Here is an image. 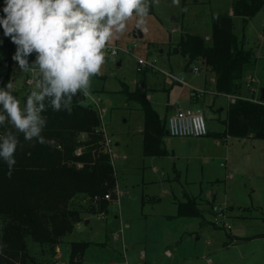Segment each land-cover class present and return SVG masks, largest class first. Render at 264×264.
<instances>
[{"label": "rangeland", "instance_id": "rangeland-1", "mask_svg": "<svg viewBox=\"0 0 264 264\" xmlns=\"http://www.w3.org/2000/svg\"><path fill=\"white\" fill-rule=\"evenodd\" d=\"M231 1L150 0L149 13L143 22L134 16L127 22L126 31L108 43L109 47H118V53L106 52L101 73L91 78L87 91L99 97L100 105L105 107L101 121L111 142L119 201L113 200L103 216L83 214L80 226L76 224L72 233L63 237L61 263L68 258L69 242L86 240L92 243L83 264H137L142 262V252H146V264H234L235 261L264 264V139L228 137L224 140L213 132L201 137L166 136L164 145L168 154L146 156L139 130L143 126V112L139 104L127 101L121 91L134 90L138 83L145 81L149 101L165 117L167 104H176L175 99H183L189 89L179 84L169 85L164 72L179 73L201 84L202 75L193 77L192 67L204 66L194 61L185 68L180 54L169 53L172 44L179 40L183 30L210 32L211 13L226 12ZM175 18L177 21L172 22ZM242 29V18L234 17V32L241 35ZM139 31L143 32L141 37ZM245 34L246 47L251 48L255 65L243 77L242 92L248 93L246 81L253 77L256 81L253 85L261 93L264 90V7L252 18ZM6 37L0 28V40ZM138 57L154 66L140 65L142 70L138 71ZM23 77L17 71L13 79V86L20 93ZM200 107L208 129L220 130L218 112L211 110L208 103H201ZM207 191L221 205L211 203L210 206L199 201L203 218L175 216L178 200H184L187 195L203 197ZM88 202L80 194L71 204L88 206ZM226 202L227 205H222ZM125 217L132 219L131 228H125L120 222ZM114 230L120 236L116 247L106 237ZM257 234L262 236L241 238ZM232 237L241 239L210 254L214 246L230 242ZM124 239L133 240L129 254ZM26 242L30 255L46 261L48 253L37 242L30 236ZM100 242L106 244H96ZM165 250L176 256L165 255ZM52 257L49 255L43 264L51 263Z\"/></svg>", "mask_w": 264, "mask_h": 264}, {"label": "trees", "instance_id": "trees-1", "mask_svg": "<svg viewBox=\"0 0 264 264\" xmlns=\"http://www.w3.org/2000/svg\"><path fill=\"white\" fill-rule=\"evenodd\" d=\"M3 1V0H0ZM264 7V0H232V15L211 13L208 39L185 31L170 53L185 57V66L199 61L214 76L215 90L221 94L239 92L245 73L255 65L252 52L243 48L234 32V18H242V27ZM9 48V50H8ZM16 45L9 37L0 40V86L11 83L18 71L13 55ZM7 49V50H6ZM7 51V52H6ZM6 53V54H5ZM35 59V53L29 60ZM5 60L9 61L6 67ZM145 69L143 70L144 73ZM142 83V82H141ZM138 83L134 90H121L127 101L139 104L143 112L142 152L146 156L166 155L164 137L167 116L161 117L147 97V88ZM145 84V81H144ZM13 94L21 102L24 96L14 86ZM261 101L237 98L227 109L225 135L239 139H264V97ZM43 115L47 125L41 133L45 142L27 141L18 133L16 164L9 176L7 165L0 162V264H42L27 250L30 236L44 252L55 253L56 246L87 212L104 215L118 198L111 155L104 147V134L97 110L86 102L82 92L73 97L71 111H53ZM9 125L0 133L10 130ZM14 131V129H11ZM80 149V153L76 151ZM88 199V206H73L77 195ZM109 194L110 198H105ZM196 196L187 195L177 203V215L201 217L203 211ZM264 219V205L262 208ZM262 235L244 236L251 239ZM236 238V239H241ZM91 242H70L67 264H80ZM48 256V255H47Z\"/></svg>", "mask_w": 264, "mask_h": 264}, {"label": "clouds", "instance_id": "clouds-1", "mask_svg": "<svg viewBox=\"0 0 264 264\" xmlns=\"http://www.w3.org/2000/svg\"><path fill=\"white\" fill-rule=\"evenodd\" d=\"M149 4L150 0H3L0 28L16 45L13 59L26 72L39 70L23 107L11 83L0 86V129L11 126L0 133V162L7 165L9 176L16 164L17 134L44 143L43 113L48 108L71 111L73 97L87 91L91 78L101 73L108 43L126 31L134 16L143 22Z\"/></svg>", "mask_w": 264, "mask_h": 264}, {"label": "crops", "instance_id": "crops-1", "mask_svg": "<svg viewBox=\"0 0 264 264\" xmlns=\"http://www.w3.org/2000/svg\"><path fill=\"white\" fill-rule=\"evenodd\" d=\"M226 12L229 13L230 15H232L231 3H230V6H229V10H227ZM252 18H250L248 20L245 28H247L249 26V24L252 23ZM176 21H177V19L175 18L172 22H176ZM245 28H244V30L242 29L243 31H242L241 35H238V34L237 35L239 36V39H240V41L242 43L243 48L252 52L251 48H247L246 47ZM185 31L186 30H183L181 32V34L183 32H185ZM192 33H196V32H192ZM199 34H201V33H199ZM142 35H143V32H142ZM202 35H204L205 38L208 39L209 36H210V32H207V33L202 34ZM258 37H260V38L262 37L260 33H258ZM174 44H172V47H173ZM170 50H169V53H170ZM182 58H183L184 67L186 68V66H185L186 59L183 56H182ZM194 67H197V70L196 71L194 70ZM200 70H202V73H200ZM192 71L195 73V76H193V77H197V76L202 75V83L201 84H198L197 82H193L192 78L186 79V77H184L183 75H180L179 73L176 74V73L169 72V73H171L172 75H174L177 78V79L171 78L169 80H167V78H166L165 80L167 81V83L169 85H175V84L178 85L179 84L180 86L188 87L189 91L186 92L185 95H183L184 96L183 99H180L179 97H177L175 99L176 104H174V105L167 104L168 111L166 112V116H168L170 113H172L176 108H180V107H194V108L199 107V108H201L200 107L201 106V103L202 104L208 103L210 105V107H211V110H214V111H217L218 112V114H219V117L218 118H219V121L221 123L220 126L222 125V127H220L221 129L218 130V131H210L208 129V134H210V132H213V133L217 134L220 138H224V140H227L228 137H232L230 135H225L223 133V131L225 130V126H226L225 125V120H226V117H227V109H228V106L231 103H234V102H231L229 100V95L230 94H221V93L216 92L215 86H214V76L215 75H214V73H212L210 71V68L209 67H204L203 66L202 68H200L197 65H195V66L192 67ZM251 78H253V77H251ZM248 80H250V79H248ZM248 80L246 81V86H247ZM255 82L256 81L254 79V82L252 83V85L251 86H247V87L250 88V89H248L249 90L248 93H243L242 92V85H241L239 92L237 94H235V96L238 97V98H243V99H249V100H254V101H261L260 100V97H262L264 90H262L261 93L260 92L258 93V88L254 87V85H253ZM145 85H146V83H145ZM110 102H111L110 100H107L106 101L107 104H110ZM142 128H143V126H142ZM142 128L139 129L140 132H141ZM166 136H169V135L167 134ZM165 137H164V139H165ZM154 156H158V155H154ZM118 192L119 191H117V193ZM190 196H195V195H190ZM196 197H197V200L198 199H201V200H198V201L206 202V204H208V203H210V204L211 203H215L216 206L221 205V203H219L218 201H216V196L214 197V195H212L209 191H207L206 194L203 197L201 195H199V196L196 195ZM118 198H119V196H118ZM118 198L116 200H118ZM178 201H180V200H178ZM178 201L176 202V205H177ZM223 204L224 205H227L228 203L227 202L226 203H222V205ZM210 206H212V204ZM208 207H209V205H208ZM210 209L211 208L209 207V212L213 216L214 215V212H213L212 209L211 210ZM106 212H107V210H106ZM87 213H91V212H87ZM173 216H167V217H173ZM175 216H178L177 215V210H176V215ZM116 217H117V215H116ZM123 217H124V214H123ZM131 220L132 219H129V218L125 217L122 220H120V222L123 223V226L125 228H131L132 227ZM85 222L88 223L89 222V219H87ZM79 224H80V222L77 223V225H79ZM106 237H108L110 239V241L112 242V244L116 247V245L118 244L116 241H118L120 239V236H119L118 232L116 230H114V231L111 232V234H106ZM125 240L126 239H124V247L127 249V254H129V250L132 247L133 240H131V239L129 241H125ZM236 241L237 240L235 239V237H232L231 240H230V242L223 243L220 246L219 245L214 246L213 247L214 250L211 251L210 254L211 255H214L219 250H221L223 248H226V247H229V245H231V246L234 245L236 243ZM62 242H63V239H62ZM211 243H213V242H211ZM90 244H89V246H90ZM96 244H99V245L102 244V245H104V244H106V242H100V243H96ZM128 246H130V247H128ZM88 247L86 248L85 253H86ZM69 249H70V242H69ZM62 251H63L62 243H59L56 246V248H55V253L52 255L53 256L52 257V260H51L52 262L51 263L49 262L48 264H67L68 258H67L66 261L63 260V263L60 262V259L62 257ZM167 251H169V250H167ZM167 251L165 250V255H169V256L172 255L171 257L176 256V253H175V255H173V253L171 251H169L170 253L168 254ZM85 253H84V255H83L82 259H81V263L80 264H83L84 263ZM67 256H69V252L67 253ZM126 256L127 255H125V258H126ZM151 257H153V256L151 255ZM151 257L149 258L150 259V262L152 261ZM207 257L209 258L210 256H207ZM48 259H49V254H48V258L46 259V261H42V264L45 263V262L47 263V260ZM187 259H189V258H185L184 260H187ZM222 260H223V258H222ZM153 262H155V260H153ZM137 264H146V252H142V262L141 263H137ZM234 264H241V263H237V261H235Z\"/></svg>", "mask_w": 264, "mask_h": 264}, {"label": "built area", "instance_id": "built-area-1", "mask_svg": "<svg viewBox=\"0 0 264 264\" xmlns=\"http://www.w3.org/2000/svg\"><path fill=\"white\" fill-rule=\"evenodd\" d=\"M2 7H3V1H0V15H3L2 12ZM131 48H129L128 52L130 51ZM108 54L110 55H116L118 53V47H109L107 46L105 50ZM139 67L137 68L138 71H141L142 68L140 65H149V66H154L153 63L147 62L145 59L138 57L137 59ZM4 66L9 65V61L5 60L3 62ZM14 65L18 69V72H21L24 74L23 77V83L21 85V95L24 96V99L21 100V106L23 107L26 97L30 94V92L33 90L35 85L38 82V69H35L33 71H24L19 68L18 63L14 60ZM194 70H197V67H194ZM164 74L167 76V80L170 78L177 79L174 75L170 74L169 72H164ZM254 82L253 78H250L247 82V86H251L252 83ZM83 97L86 99V102L90 105H92L98 112L99 117L103 116V113L105 112V107L101 106V99L99 97H94L92 96L88 91H83L82 92ZM238 97L235 95H229V100L231 102H235V100ZM101 131L104 134V147L103 149L108 152L111 155V148H110V139L107 137L105 133L104 126H102V121H101V126H100ZM166 130L168 131L169 136H193V137H201L205 136L208 134V128L206 124V119L204 117V114L201 110V108L197 107H180L176 108L172 113H170L167 116V128ZM77 154L80 153V149L76 151ZM105 198L109 199L110 195L105 194ZM103 216V215H102ZM230 227V226H229ZM169 254L170 252L167 251ZM110 264H115V263H110Z\"/></svg>", "mask_w": 264, "mask_h": 264}, {"label": "water", "instance_id": "water-1", "mask_svg": "<svg viewBox=\"0 0 264 264\" xmlns=\"http://www.w3.org/2000/svg\"><path fill=\"white\" fill-rule=\"evenodd\" d=\"M173 20H174V19H172V21H173ZM138 36H140V37L142 36V32H141V31L138 32ZM214 75H215V73H214ZM144 85H145L144 82H142V83L140 84V87L143 88ZM263 97H264V91H263ZM167 133H168V131L166 130V134H167Z\"/></svg>", "mask_w": 264, "mask_h": 264}]
</instances>
